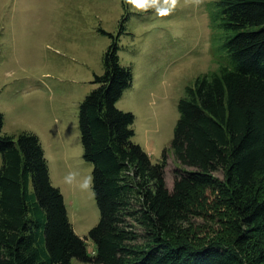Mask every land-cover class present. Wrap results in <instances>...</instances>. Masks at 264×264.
<instances>
[{"label":"trees","instance_id":"16d2710c","mask_svg":"<svg viewBox=\"0 0 264 264\" xmlns=\"http://www.w3.org/2000/svg\"><path fill=\"white\" fill-rule=\"evenodd\" d=\"M213 28L233 32L228 57L184 88L170 148L157 162L132 140L134 114L117 100L132 84L118 55L119 35L103 54V72L79 105L83 158L92 164L98 222L81 238L64 197L52 185L39 137L2 131L0 112V264H264V0H215ZM102 32L106 33L101 29ZM110 36H113L109 33ZM261 176V178H260ZM221 195L232 211L225 240L192 239L180 223L200 212L194 194ZM95 244L88 253L86 239Z\"/></svg>","mask_w":264,"mask_h":264},{"label":"rangeland","instance_id":"374dc122","mask_svg":"<svg viewBox=\"0 0 264 264\" xmlns=\"http://www.w3.org/2000/svg\"><path fill=\"white\" fill-rule=\"evenodd\" d=\"M214 1L0 0L2 131L26 130L39 137L50 181L60 188L69 221L81 238L98 222L99 210L91 187L92 164L83 158L78 110L96 86L94 75L103 72L111 37L123 23L119 61L133 71L132 84L116 106L134 114L132 140L152 162L166 152V180L172 187L176 165L170 143L178 100L185 86L228 57L221 44L233 32L212 29ZM194 200L200 214L180 223L183 232L192 239L225 240L232 211L221 195L205 188ZM86 244L92 255L94 242L87 238Z\"/></svg>","mask_w":264,"mask_h":264},{"label":"clouds","instance_id":"9594fccd","mask_svg":"<svg viewBox=\"0 0 264 264\" xmlns=\"http://www.w3.org/2000/svg\"><path fill=\"white\" fill-rule=\"evenodd\" d=\"M67 179L71 180V176H69ZM89 182H90V178H89Z\"/></svg>","mask_w":264,"mask_h":264}]
</instances>
